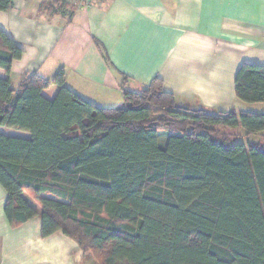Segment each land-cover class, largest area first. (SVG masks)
<instances>
[{
	"label": "trees",
	"instance_id": "trees-1",
	"mask_svg": "<svg viewBox=\"0 0 264 264\" xmlns=\"http://www.w3.org/2000/svg\"><path fill=\"white\" fill-rule=\"evenodd\" d=\"M23 54L0 28V129L30 136L0 132L13 228L40 218L43 238L62 232L95 264H264V139L240 143L264 132V114L178 107L159 78L134 93L124 75L115 108L75 94L64 70L15 88ZM235 86L240 101L264 103V66L243 64Z\"/></svg>",
	"mask_w": 264,
	"mask_h": 264
},
{
	"label": "crops",
	"instance_id": "crops-1",
	"mask_svg": "<svg viewBox=\"0 0 264 264\" xmlns=\"http://www.w3.org/2000/svg\"><path fill=\"white\" fill-rule=\"evenodd\" d=\"M0 28L24 50L12 65L15 88L26 74L53 83L64 70L75 94L115 108L124 75L134 93L159 78L178 107L264 114V103L240 101L235 86L243 64L264 66V0H13ZM58 91L53 84L43 94L53 100ZM9 130L0 132L30 137ZM6 201L0 185V264H95L62 232L43 238L40 218L13 228Z\"/></svg>",
	"mask_w": 264,
	"mask_h": 264
},
{
	"label": "rangeland",
	"instance_id": "rangeland-1",
	"mask_svg": "<svg viewBox=\"0 0 264 264\" xmlns=\"http://www.w3.org/2000/svg\"><path fill=\"white\" fill-rule=\"evenodd\" d=\"M119 107H124V104L122 103ZM7 130H9V129H7ZM9 131H11V132H14V133H16V134H18V133H22L23 134V132H19V131H15V130H9ZM242 131L243 130H236L235 132H237V134H242ZM16 136H19V135H16ZM24 136H26V134L24 133L23 134V136L22 137H24ZM21 137V136H20ZM168 137L169 136H167L166 134H164L163 135V133H162V135H161V137H160V142H161V145H163L164 143H165V141H167V139H168ZM249 142H251V143H255V142H258L257 141V139H255L253 136L251 137V138H242L241 140H240V143H245V144H247V143H249Z\"/></svg>",
	"mask_w": 264,
	"mask_h": 264
},
{
	"label": "built area",
	"instance_id": "built-area-1",
	"mask_svg": "<svg viewBox=\"0 0 264 264\" xmlns=\"http://www.w3.org/2000/svg\"><path fill=\"white\" fill-rule=\"evenodd\" d=\"M80 1L88 2V1H90V0H80Z\"/></svg>",
	"mask_w": 264,
	"mask_h": 264
}]
</instances>
